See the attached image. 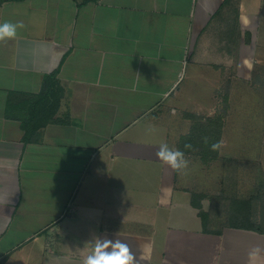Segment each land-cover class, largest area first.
<instances>
[{
    "label": "crops",
    "instance_id": "obj_1",
    "mask_svg": "<svg viewBox=\"0 0 264 264\" xmlns=\"http://www.w3.org/2000/svg\"><path fill=\"white\" fill-rule=\"evenodd\" d=\"M6 21L24 27L0 42V264H82L97 237L135 264H253L256 248L264 264V235L199 216L208 163L185 154L178 173L156 155L249 79L264 0H0ZM201 96L208 111L184 102Z\"/></svg>",
    "mask_w": 264,
    "mask_h": 264
},
{
    "label": "rangeland",
    "instance_id": "obj_2",
    "mask_svg": "<svg viewBox=\"0 0 264 264\" xmlns=\"http://www.w3.org/2000/svg\"><path fill=\"white\" fill-rule=\"evenodd\" d=\"M246 54L249 57L247 50L243 55ZM255 56L258 62L249 79L242 78L246 74L241 67L239 76L235 81L232 79V84L235 82L232 93L229 94V85L223 83L222 95L215 96L219 102L215 115L199 118L205 123L220 121L223 141L220 157L207 162L204 185L202 178L199 187L206 188V212L201 213L210 230L246 223L264 232V49H257ZM203 91L197 88L193 92ZM184 102L191 109L199 106L205 111L213 105L206 96L191 97ZM197 203L194 197L193 204Z\"/></svg>",
    "mask_w": 264,
    "mask_h": 264
},
{
    "label": "clouds",
    "instance_id": "obj_3",
    "mask_svg": "<svg viewBox=\"0 0 264 264\" xmlns=\"http://www.w3.org/2000/svg\"><path fill=\"white\" fill-rule=\"evenodd\" d=\"M22 22L12 23L4 22L0 24V42L9 39H15L17 29L23 28ZM205 138V143H207ZM223 141L211 144L212 151H218L222 148ZM186 149H192L191 144H185ZM158 159L163 165H167L178 173H184L188 169L189 161L185 157V153L176 148H170L168 144L161 143L156 153ZM90 250L83 257L82 264H135L136 257L131 252L129 246L119 239H101L95 238L91 243ZM260 249H253L249 253V259L254 262L258 259Z\"/></svg>",
    "mask_w": 264,
    "mask_h": 264
},
{
    "label": "trees",
    "instance_id": "obj_4",
    "mask_svg": "<svg viewBox=\"0 0 264 264\" xmlns=\"http://www.w3.org/2000/svg\"><path fill=\"white\" fill-rule=\"evenodd\" d=\"M58 89L57 82L54 80V76L50 75L47 76L44 79L43 82V90L41 93V99L43 98V102L47 103L49 101V97L54 94V90ZM53 90V91H52ZM57 93L55 92V95ZM57 97V96H56ZM57 102V101H56ZM51 109L45 110V115L47 116L48 111L50 112H57L58 103H55V106L52 104H48ZM56 123H62L65 122V120H54ZM216 120H210L207 123L201 122V120L194 121L191 125V129L188 135H186L183 139H181L179 143V150L183 151L185 154H196L198 155L203 161L206 163L208 161H211L213 159H217L219 155L218 151H212L211 150V144L218 142L221 140V124L220 121ZM47 122V121H46ZM217 123V124H216ZM213 124V125H212ZM205 138H207V143H205ZM185 144H191L193 147L192 149H186L184 146ZM196 199H201L202 196H194ZM195 205V204H193ZM196 209H199V216L203 219V215L201 213V207L199 205H195ZM205 222V219H203ZM230 228L240 229V230H246V231H252L256 232L258 234L264 235V232H259L257 228H255L252 225H238V226H230Z\"/></svg>",
    "mask_w": 264,
    "mask_h": 264
}]
</instances>
